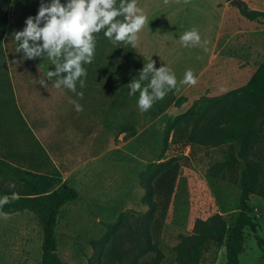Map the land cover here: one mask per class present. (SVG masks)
<instances>
[{
    "label": "rangeland",
    "instance_id": "obj_1",
    "mask_svg": "<svg viewBox=\"0 0 264 264\" xmlns=\"http://www.w3.org/2000/svg\"><path fill=\"white\" fill-rule=\"evenodd\" d=\"M13 1L0 0V20L7 10L11 18ZM242 1L252 9L264 11V0ZM137 2L148 18L137 46L143 54L130 45L111 43L102 32L95 34V59L84 65L97 71L99 103L95 110L82 106L75 111L72 107L64 109L49 101L45 105L34 100L46 90L33 83L34 77L24 75L33 74L37 65L31 60H21L23 53H17L16 45L7 35L13 25L8 27L4 39L0 38V157L21 168H30L33 159L39 165L51 160L53 165H46L43 171L56 168L79 193L77 201L62 209L56 230L58 254L66 264H88L92 258L97 259L95 244L122 213L127 212L129 221L135 224L147 214L140 175L148 164L159 160L168 121L186 112L193 103L176 108L172 103L179 98L176 87L146 112L137 107L139 92L130 96V102L123 108L117 107L118 103L112 107L111 100L120 99L115 88L121 83L123 68L134 74L143 63L153 59L156 67L166 64L178 75L177 80L182 79L189 66L194 70L192 65L202 64L221 26L240 31L227 36L218 46L216 52L222 50L231 61H227L225 76L208 79L204 96H221L244 86L256 69L264 65V23L243 18L236 7L226 13L219 6L224 0ZM227 5L231 6L229 2ZM193 28L207 45L181 46L178 37ZM123 58L129 63L123 65ZM24 80H30L29 85L21 83ZM13 83L22 103L24 95L32 96L21 109L16 104ZM146 84L147 81L142 82V87ZM180 97L187 98L186 93ZM237 151V147L231 151L228 145L202 147L188 143L171 146L166 151L161 162L175 158L181 170L160 241L165 254L162 264H178L175 248L181 236L193 235L198 220L207 221L218 214L229 226L235 223L240 188L212 174L221 175L215 166ZM251 203L257 229L255 233L246 231L240 264H264V198L253 197ZM42 241V228L32 213L8 215L0 211V264H41ZM16 248L23 257L16 256ZM202 264H226L225 248L212 246Z\"/></svg>",
    "mask_w": 264,
    "mask_h": 264
},
{
    "label": "trees",
    "instance_id": "obj_2",
    "mask_svg": "<svg viewBox=\"0 0 264 264\" xmlns=\"http://www.w3.org/2000/svg\"><path fill=\"white\" fill-rule=\"evenodd\" d=\"M234 7L247 20L264 23V11L254 10L242 0H237ZM9 25L10 11L7 10L0 20L1 39L6 36ZM187 102V98L180 97L172 103L180 108ZM180 143L202 147L228 145L231 151L237 147L236 154L228 155L226 162L215 166L221 175H212L238 185L240 195L239 215L233 226L218 214L207 221L198 220L193 235L181 236L175 248L177 263L202 264L205 253L212 246H218L226 250V264H240L246 231L255 233L257 229L251 199L264 198V65L256 69L244 86L221 96H203L186 112L168 121L159 160L148 164L140 175L147 214L135 224L129 221L127 212L122 213L108 226L104 238L95 244L98 258H92L88 264L163 263L165 254L160 241L181 165L175 158L161 161L171 146ZM32 162L30 168H21L0 157V197L7 196L9 201L0 211L8 215L30 212L36 216L43 231L41 264H66L58 254L56 230L62 209L77 201L79 193L56 168L43 171L46 165H53L51 160L42 165L34 159Z\"/></svg>",
    "mask_w": 264,
    "mask_h": 264
},
{
    "label": "clouds",
    "instance_id": "obj_3",
    "mask_svg": "<svg viewBox=\"0 0 264 264\" xmlns=\"http://www.w3.org/2000/svg\"><path fill=\"white\" fill-rule=\"evenodd\" d=\"M122 17V19H118ZM148 18L137 0H40L35 15H29L24 27L11 34L17 45V53H23L21 60H37L44 57L52 67L46 73V79L57 89H67L83 98V92L77 90V83L83 88L87 69L95 59L96 35L103 36L113 44H126L135 49L139 34ZM182 47L205 46L199 32L193 28L178 37ZM42 41V43H39ZM138 79L132 78L129 96L139 92L136 101L141 112L148 111L152 105L177 87V78L166 64L156 67L151 60L138 70ZM55 78V79H53ZM198 77L191 69L185 71L179 81L182 85H195ZM147 84L142 87V82ZM76 111L81 105L72 101ZM14 187V185H9ZM15 198V194H13ZM8 197H0V207L8 203Z\"/></svg>",
    "mask_w": 264,
    "mask_h": 264
},
{
    "label": "crops",
    "instance_id": "obj_4",
    "mask_svg": "<svg viewBox=\"0 0 264 264\" xmlns=\"http://www.w3.org/2000/svg\"><path fill=\"white\" fill-rule=\"evenodd\" d=\"M45 1L47 2V0H45ZM227 2H228L227 0H224V3L220 4L219 6L223 7L226 13L234 11L232 9L235 7L231 4H230L231 6H228ZM39 3H40V0H14L13 1L12 7H11V18H10L9 28L11 25H13V26H11V28H10L11 30L9 31V33H7L9 38H11V34L14 31L21 30L24 27V21L29 15H35V13L39 7ZM254 10H257V9H254ZM260 11H263V10H260ZM239 13H240V11H239ZM235 14L237 15V13H235ZM240 15H241V13H240ZM239 31H240L239 29L231 30L229 28H226V27L223 28L221 26V30L218 34V37L216 38L213 45L211 46L210 51L208 53H206L205 56H203L202 64L201 65L200 64L192 65L194 70L189 68L190 66L188 65L189 66L188 69H191L193 74L198 77L197 83L195 85H182L179 83V81L181 79L177 80V94L179 95V98H180V96H182L183 94L186 93V97L188 99L187 103L194 102L195 100L203 97L206 94V92L208 91L207 87H208V84L210 83L208 81L209 78L226 75L227 61H231V60H227V58L221 53L222 50L217 51V52H216V50H217L219 45L224 43V39H226L227 36H235V33L239 32ZM39 43H42V41H40ZM14 44H15V42H14ZM137 46H140V45H137ZM16 47H17V45H16ZM136 48L142 53V51L140 50V47H136ZM144 58H145V56H144ZM44 59L45 58L42 56L40 58H37V60H35V61L31 60L35 63V65H37L38 69L35 70L34 72H32L33 74H31V75L30 74L24 75V77H30V76L34 77L35 80H33V83L34 84H40V86L46 90L45 91L46 93H44V94H37V96H35L33 98L34 100H36L39 103H45V105H46V101H49L51 104H57V106L63 107L64 109H66V108L69 109L70 107H72L73 110H75V106L72 103V101L79 103L81 105V107L82 106H86V107L88 106V107L92 108L93 110H95L97 108L98 103H99L98 94H97V87H98L97 71L92 70V68L87 69V76L85 77L87 79L85 80V84H84L83 88H81L79 83H77V90L83 92V98H80V97L76 96L75 93L71 92L70 90L64 89V88L56 89L57 90L56 91L55 87L52 86L51 81H46V85L41 84V81L46 79V77H45L46 71L52 67L50 61H47V60L44 61ZM125 63L128 64L129 62L127 61L126 58H123V65ZM111 74H112V72H111ZM112 75H110V76H112ZM121 75H122L121 83L116 86L117 88H115V89L117 91L116 92L114 91L115 94H117V95L119 94L118 96L120 97V99H117V101H115V102H113V99H112L111 100V102L113 104L112 107L116 106V104L118 103L117 107L120 106L123 108L125 106V104H128L130 102L131 98L128 95V92H129L128 84L130 83V81H131L132 77H134V75L135 76L138 75V71L133 74L130 72V70H128V69L126 70V68L125 69L123 68ZM175 75H176V73H175ZM176 78H179L178 75H176ZM29 81L30 80H24L21 83H24L25 85H29ZM17 83H18V81H17ZM14 87H15L16 93H17L16 94L17 95L16 104L18 105L19 109H21L22 104H24L28 100L31 101L32 96H30L29 94L24 95L23 96L24 101L22 103L21 99H18L19 94L17 92V85L15 83H13V88ZM113 93H112V95H113ZM196 94L197 95L201 94V95L194 97V96H196ZM113 96H115V95H113ZM22 113L24 114V116L26 115L24 111ZM16 214H19V213H16ZM16 251L17 252L15 254L18 258H20V256L23 257V253H21L17 248H16Z\"/></svg>",
    "mask_w": 264,
    "mask_h": 264
},
{
    "label": "water",
    "instance_id": "obj_5",
    "mask_svg": "<svg viewBox=\"0 0 264 264\" xmlns=\"http://www.w3.org/2000/svg\"><path fill=\"white\" fill-rule=\"evenodd\" d=\"M230 4L233 5V6H235V5L237 4V0H232V1L230 2Z\"/></svg>",
    "mask_w": 264,
    "mask_h": 264
}]
</instances>
